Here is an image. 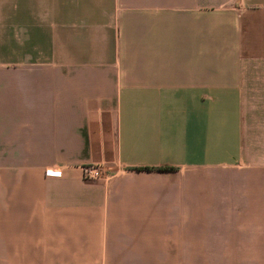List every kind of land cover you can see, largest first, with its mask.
<instances>
[{
    "label": "crops",
    "instance_id": "crops-1",
    "mask_svg": "<svg viewBox=\"0 0 264 264\" xmlns=\"http://www.w3.org/2000/svg\"><path fill=\"white\" fill-rule=\"evenodd\" d=\"M0 264H264V0H0Z\"/></svg>",
    "mask_w": 264,
    "mask_h": 264
},
{
    "label": "built area",
    "instance_id": "built-area-1",
    "mask_svg": "<svg viewBox=\"0 0 264 264\" xmlns=\"http://www.w3.org/2000/svg\"><path fill=\"white\" fill-rule=\"evenodd\" d=\"M48 174H52V172H48ZM108 176L109 170L102 163L82 166V177L85 180H103L107 179Z\"/></svg>",
    "mask_w": 264,
    "mask_h": 264
}]
</instances>
